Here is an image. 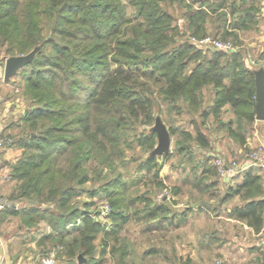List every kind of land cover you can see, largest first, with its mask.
<instances>
[{"label": "trees", "instance_id": "obj_1", "mask_svg": "<svg viewBox=\"0 0 264 264\" xmlns=\"http://www.w3.org/2000/svg\"><path fill=\"white\" fill-rule=\"evenodd\" d=\"M173 1L0 0L4 56L25 54L39 46L32 61L16 72L28 100L21 118L28 130L8 144H21L25 150L11 164L14 182L6 195L11 204L0 210V223L16 214L22 227L33 229L44 222L49 230L38 236L35 232L32 238L39 247L51 244L57 264L104 262L95 256V240L101 232L117 240L116 228L123 226L126 209L135 200L125 196L126 182L116 169L127 164L128 150L151 148L146 144L152 133L141 125L151 123L154 111L161 112L163 104L171 120L186 114L193 126V132L180 131L177 144L186 160L192 158V147L210 146V136L202 128L209 116L215 128L223 127L234 142L246 145L248 129L255 121L252 68L245 65L238 47L234 51L202 49L190 37L205 36L210 22L215 34L222 30L223 39L236 38L230 29L252 26L256 0H179L184 9L182 27L164 7ZM127 6L131 16L126 14ZM234 13L227 26L228 14ZM224 110H230L232 117L221 119ZM8 127L0 130V137H6ZM169 156L161 154L162 162ZM136 168L158 177L157 158L150 152ZM208 171L203 166L200 173ZM235 174L241 180L228 186L219 202L238 196L240 202L229 215L257 234L264 223L262 177L251 168ZM87 182L121 185L116 192L110 191L119 196L110 200L108 228L98 219V211L88 210L87 202L81 207L72 202ZM215 183L213 178L191 185L206 191ZM18 202L22 204L19 212ZM166 204L164 198L158 204L149 200L144 215L155 219L162 213L171 222L175 213ZM188 210L176 212L179 221ZM124 253L118 258L120 264H125ZM78 254L84 259L78 261Z\"/></svg>", "mask_w": 264, "mask_h": 264}, {"label": "rangeland", "instance_id": "obj_2", "mask_svg": "<svg viewBox=\"0 0 264 264\" xmlns=\"http://www.w3.org/2000/svg\"><path fill=\"white\" fill-rule=\"evenodd\" d=\"M121 1L126 3V0ZM180 4H182V2L175 0L170 4L166 3L164 7L172 13L175 19L173 22H179L182 27L184 21L181 18V12L184 9ZM128 7L129 6H127L126 14L127 16H131L132 11L131 8ZM213 27L211 23L208 24V27L206 26V35L222 40H231L234 45L239 48V42L242 43V40L238 38V33H236V38L232 35H228L223 39L220 34L222 30H220L218 34H215ZM251 29V27L244 28L245 32H242L240 36L249 37L252 35L250 32ZM246 51L253 58L257 55V53L254 54L255 52ZM6 57L7 56H4L2 50H0V67L2 66V69H0L1 80L3 79V71L1 72V70H3ZM6 82H10V84L0 85V97L2 98L0 101V115L3 117L1 125L9 126L8 129L4 131V134L6 135L5 138L10 141L12 138L18 139L20 136H24V133L28 130L27 126H22L24 124L21 120L23 113L28 108V100L23 89V79L21 75L16 73ZM81 82L86 86L89 84L83 77H81ZM153 87L156 89L157 85ZM80 92L82 94V91ZM207 98L208 95H206V99ZM162 106L161 112L157 110L154 111V119L151 123L141 125L146 131H151L152 133V137L146 144V146L151 144V148L149 150H142L138 146H135L132 150H128L126 157L127 164L122 168L117 167L116 169L121 173L122 180L126 182L125 196L128 199L135 198V200L129 204L127 209L123 206V209L125 208L128 213L123 226L121 228L115 227L118 229L117 240L113 239V236H110V234L108 236L105 234V237L102 232L98 234L95 240V256L103 258L104 262L101 264H120L118 258L121 252H125L123 254V262H125V264H185V262L189 264L192 262H190L191 259L188 256V252L192 257V261L194 260L192 264H211L221 259L225 261V264L238 262L237 260H239L240 264L259 262L261 259L260 250L256 254H252L248 250V246L251 244L254 237L250 234V231H247V229L243 227L242 224H245V222H235L226 219V217H228V211L226 210L227 205L231 207L236 202H240L239 197L233 196L228 202L226 201L223 204L219 202V198L226 193L228 186H233L235 184L230 180H232L236 174L230 175V180L223 181V178L217 175L214 160L216 157H222L226 162L235 161L238 165L244 164L245 162H255V166L251 165V169L254 168V170H257L256 166L258 164L261 165L262 160L264 161V147L259 141L260 138L252 136L251 128H249L248 137H250V146L246 144L241 147H233V145L229 143L230 139L227 133L223 131L222 136L216 138L212 135L210 140L218 143L224 151L217 152L213 150L210 144V146L206 148L194 146L191 152L192 158L186 160V154L177 151V144L182 137L180 131L189 130L193 132V126L188 122V116L186 114L175 116L173 120H171V117L165 115L163 112V109L166 108L164 107L165 104ZM230 115L231 111L229 110L221 112V117L228 118ZM195 118L198 120V117ZM157 122L162 123L168 130L170 143L165 153H168L170 156L166 161L162 162L161 154L164 152L154 154L157 158L158 177L153 178L152 172L137 170L136 166L141 162L147 152L151 154V152L157 148L158 139L157 131L155 130ZM215 125L216 122H213L211 116H209L202 128L205 130V133L209 135L210 133H214ZM20 145L21 144L14 143L7 146H0V196L2 197L8 196L14 182V179L10 177L12 174L11 164H13L20 156L21 152L25 150L23 147H20ZM258 151L259 156L254 160L251 154L252 152ZM132 155L135 158L134 160L132 159ZM203 166L207 167L210 171L201 174L200 171ZM194 174L198 176L196 180ZM213 178L217 179V183L207 187L206 191L201 189L198 190L191 185L192 181L202 183L212 180ZM104 184L105 183L101 182L85 183L82 187H79V195L74 197L72 202L80 207L83 202H87L88 206L86 207L90 212L99 211L100 206L104 203L110 205V200L119 196L110 191L114 190L112 192H116V190L121 189V185L112 183L105 187ZM201 192H203V194H201ZM159 194H161L160 198H158ZM163 198L166 199V206L170 208V212L175 213L174 222H171L174 229L167 227L169 224L168 218L162 217L164 215L162 213L158 214L159 217L155 219H149L144 215L146 212V203H148L149 200L158 204ZM18 203L17 208L19 212L22 208V204L21 202ZM199 203H201V210L197 211L195 209ZM186 208H190V210L186 213L185 222H181L176 212L178 213ZM98 219L105 223L106 228L110 227L111 219L109 214L102 218L98 217ZM19 224L20 219L18 214L9 215L2 220L0 228L5 235H8L11 234L12 231V233L16 232L15 228ZM67 228H69L73 234L72 226ZM219 228L220 231L218 232ZM31 230L32 231L28 233L29 236L35 232L38 236L39 232L47 231L49 227L44 222L40 221ZM213 235L214 241H211V236ZM23 236L24 238L26 237V235ZM104 243L105 251L103 253L102 244ZM207 243H209V245ZM18 245L19 244L15 246V249L18 251L30 252L32 254L37 252L39 258H45L49 255L54 257V250L51 249V244H46L43 247L36 246L35 249L23 246L18 248ZM237 245L243 247L239 249V251H236V253H240L241 258L233 254L229 255L228 258L224 257V253L221 251L222 249H232L234 248L233 246ZM186 254L188 255L184 261L183 257Z\"/></svg>", "mask_w": 264, "mask_h": 264}, {"label": "crops", "instance_id": "obj_3", "mask_svg": "<svg viewBox=\"0 0 264 264\" xmlns=\"http://www.w3.org/2000/svg\"><path fill=\"white\" fill-rule=\"evenodd\" d=\"M236 2H237V0H236ZM255 6L257 8V11L255 13L254 23L251 24L252 25L251 26L252 29L250 30V32H251L252 35H250L247 38L246 37H242V36H240V34L242 32H245L244 28H232V29H230L228 27V29H230V30L234 31L235 33L239 34L238 38L239 39L241 38V40H242V43L240 42V44H239V49L242 52V59H243L245 65L247 67L252 68L253 74H254V72L256 70H258L260 68L264 69V0H256ZM235 15H236L235 13L232 14V15L228 14V16H227V26H228V23L234 18ZM209 23L210 22L206 23L207 27H208ZM213 26H214V24H213ZM246 50H249L250 52H255L254 54L257 53V55L254 56L255 58H253V57H251V55L249 53H247ZM1 67H0V69H2ZM2 71L3 70H1V72ZM2 76H3V74H2ZM1 84L9 85L10 82H5L3 79L1 80V77H0V85ZM229 117H232V112H231V115ZM221 119H226V118L225 117H221ZM1 120H3L2 115H0V126H1V129H2L4 125L3 126L1 125ZM250 128H251L252 136L259 137L260 138L259 141H260L261 145L263 144V147H264V121L255 119V121L252 123ZM223 131H224V133H226V131H225V129L223 127H219V129L214 128V133H210L209 136L211 137L213 135L216 138L220 137V136H222ZM228 138L230 139L229 143H231L233 145V147L234 146L235 147H241L239 144L234 142L229 136H228ZM246 140H247L246 144H248L250 146L251 142H250V137H248V133H247V139ZM210 145L213 147V150H215L217 152L224 151V149L218 143H215V141L210 140ZM253 165L255 166V163H253ZM256 167H257V170H254V168H253V169H251V171L256 173V174H259L262 177V182H263L264 181V161L262 160L261 165L258 164ZM222 180L223 181L230 180V176L226 177V178H224ZM240 180H241V177L237 176V177H234L230 181L233 182V183H237ZM0 181H1V179H0ZM262 186H263V184H262ZM0 197H2V196H0ZM227 202H228V200H227ZM237 203H239V202H236L235 204H237ZM221 204H223V203H221ZM231 208H232V206L229 207L227 205L226 210L228 211V217H226V219L229 220V221L238 222L239 220H236L235 218H233L232 216L229 215V212H230ZM195 210L198 211V210H201V209L196 208ZM186 216H187V214H185L183 216V219H182L181 222H185ZM171 222L172 223L174 222V218L172 219ZM171 222H169L167 227H169L171 229H174V227L171 224ZM1 224H2V222L0 223V225ZM241 224H242V222H241ZM242 225H243L244 228L247 229V231H250V234L254 237L252 239L251 244L248 246V248H249L248 250L252 254L253 253L256 254L259 251V246L257 244L258 233L257 234L254 233L253 230L249 226H247L246 224L243 223ZM15 229H16V232L12 233L13 232L12 231L11 234L5 235L2 232L1 228H0V264H41L42 257L39 258L37 252L32 254L30 252L29 253L28 252H22L20 250L18 251V250L15 249V246L17 244H19L17 246L18 248H20V246H23V247H29L30 249H35L36 246H38L35 243V240L32 238V235L35 234V233H33L32 235L29 236L28 233L30 231H32V230L27 228V227H22L20 225H18ZM219 231H220V228H219L218 232ZM23 235H26V237L24 238ZM214 235L211 236L212 237L211 241H214V239H213ZM207 244L209 245V243H207ZM233 247L234 248H232V249H227V250L226 249H222L221 250L222 253H224V257L228 258L229 255L233 254V255L239 256V258H241L240 257L241 256L240 253L239 252L236 253V251H239V249H242L243 247H241V245H237V246H233ZM224 248H226V247H224ZM226 252H227V254H226ZM188 254L184 255V257H183L184 261L186 260V257L188 255L189 258L191 259L190 262L194 263V260L192 261V257L190 256L189 252H188ZM237 261L238 262H234V263L230 262V264H240L239 260H237ZM224 262L225 261L221 259V260H217V262L215 261V263H211V264H225ZM187 263H189V262H187ZM192 263H189V264H192ZM185 264H186V262H185Z\"/></svg>", "mask_w": 264, "mask_h": 264}, {"label": "built area", "instance_id": "obj_4", "mask_svg": "<svg viewBox=\"0 0 264 264\" xmlns=\"http://www.w3.org/2000/svg\"><path fill=\"white\" fill-rule=\"evenodd\" d=\"M190 41L195 43L199 48L205 49V48H212L215 50H222V51H234L237 49V47L234 45V43L231 40H222L218 38H213L208 35H205L201 38L196 37H190ZM2 98L0 97V101ZM9 144V139L0 137V146H7ZM259 154L258 152H252V157L254 160ZM255 162H245L244 164L238 165L235 161H229L226 162L222 157H216L214 160L215 168L217 171V175L221 178H226L234 173H237L239 171L246 170L251 167ZM264 186V181L262 182ZM161 197V194L158 195V198ZM11 204V201H9L6 197H0V209H2L5 206H8ZM110 212V205L108 203H104L102 206H100V209L98 211L97 217L102 218L103 216H106ZM257 244L259 246V250L261 253V259L259 262H252L251 264H264V225L261 229V231L258 233L257 238ZM41 264H57L56 260L52 255H49L48 257L42 258Z\"/></svg>", "mask_w": 264, "mask_h": 264}, {"label": "water", "instance_id": "obj_5", "mask_svg": "<svg viewBox=\"0 0 264 264\" xmlns=\"http://www.w3.org/2000/svg\"><path fill=\"white\" fill-rule=\"evenodd\" d=\"M39 46H34L25 54L10 55L5 58L3 64V80L6 82L11 78L21 67L31 62ZM254 84H255V119L264 121V69L260 68L254 72ZM1 129V126H0ZM157 131V148L151 152V154L167 152L170 143V136L167 128L157 122L155 125ZM29 203H32L30 201ZM78 261L83 260L81 254L77 255Z\"/></svg>", "mask_w": 264, "mask_h": 264}]
</instances>
